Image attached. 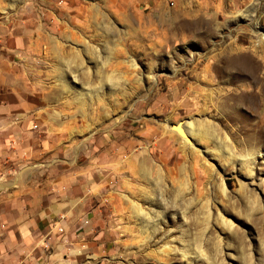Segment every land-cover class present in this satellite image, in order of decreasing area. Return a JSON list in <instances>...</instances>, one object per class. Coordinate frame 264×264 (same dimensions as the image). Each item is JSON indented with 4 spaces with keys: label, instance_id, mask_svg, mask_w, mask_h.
I'll use <instances>...</instances> for the list:
<instances>
[{
    "label": "rangeland",
    "instance_id": "rangeland-1",
    "mask_svg": "<svg viewBox=\"0 0 264 264\" xmlns=\"http://www.w3.org/2000/svg\"><path fill=\"white\" fill-rule=\"evenodd\" d=\"M20 1L45 154L92 202L55 264H264V0Z\"/></svg>",
    "mask_w": 264,
    "mask_h": 264
},
{
    "label": "crops",
    "instance_id": "crops-1",
    "mask_svg": "<svg viewBox=\"0 0 264 264\" xmlns=\"http://www.w3.org/2000/svg\"><path fill=\"white\" fill-rule=\"evenodd\" d=\"M21 10L20 0H0V264H55L69 246L82 259L93 249L90 232L66 229L83 220L86 226L92 202L82 179L45 154L43 103L28 90L19 61L28 53L30 32L42 23L24 19Z\"/></svg>",
    "mask_w": 264,
    "mask_h": 264
},
{
    "label": "bare ground",
    "instance_id": "bare-ground-1",
    "mask_svg": "<svg viewBox=\"0 0 264 264\" xmlns=\"http://www.w3.org/2000/svg\"><path fill=\"white\" fill-rule=\"evenodd\" d=\"M262 38H263V36H262ZM261 42H263V41H261V40H259L258 41V43H261ZM233 48V47H232ZM234 50V49H233ZM237 51V50H236ZM239 53V52H238ZM254 53H255V55L256 56H252V59H251V61L249 60V59H246L245 58V60H243L244 61V63L245 64H250L251 65V63L252 64H254V65H257V69L255 70V73H257V75L255 76V81H256V83H259L261 86L259 87V90H261V96H263L264 97V69H262V67H264V65H263V63H264V56L263 57H261L260 55H258L257 54V49H254ZM241 58H242V56H237V59L239 60V61H241ZM252 66V65H251ZM258 70V71H257ZM64 84H65V82H64ZM66 86V88L69 90V85H65ZM247 91H251V92H255V88H252V89H250V90H247ZM251 98L252 99H254V97L253 96H251ZM248 100V99H247ZM250 100V99H249ZM263 100V99H262ZM172 127V126H171ZM186 128V127H185ZM185 128L183 127V125L180 123V125H179V127H178V129L179 130H181V132L183 133V137L184 138H186L188 135H187V131L188 130H185ZM174 129V128H173ZM175 130V129H174ZM179 133V132H178ZM183 138V139H184ZM189 138V137H188ZM188 139L186 138L185 139V142H188L187 141ZM245 262H247V261H245Z\"/></svg>",
    "mask_w": 264,
    "mask_h": 264
},
{
    "label": "water",
    "instance_id": "water-1",
    "mask_svg": "<svg viewBox=\"0 0 264 264\" xmlns=\"http://www.w3.org/2000/svg\"><path fill=\"white\" fill-rule=\"evenodd\" d=\"M263 40H264V33H263ZM180 123L181 122H178L176 124H172V128H174L175 130H177V132H179V134H181L182 136H184L183 133L181 132V130L178 129Z\"/></svg>",
    "mask_w": 264,
    "mask_h": 264
}]
</instances>
